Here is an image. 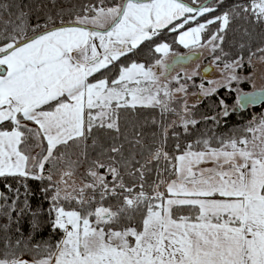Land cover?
Masks as SVG:
<instances>
[{
    "label": "snow or ice",
    "instance_id": "1",
    "mask_svg": "<svg viewBox=\"0 0 264 264\" xmlns=\"http://www.w3.org/2000/svg\"><path fill=\"white\" fill-rule=\"evenodd\" d=\"M256 61L264 0H0V264H264Z\"/></svg>",
    "mask_w": 264,
    "mask_h": 264
},
{
    "label": "trees",
    "instance_id": "2",
    "mask_svg": "<svg viewBox=\"0 0 264 264\" xmlns=\"http://www.w3.org/2000/svg\"><path fill=\"white\" fill-rule=\"evenodd\" d=\"M173 35L174 34H168L164 38L167 39L169 42H171ZM230 39H235L237 41L241 40L240 32L237 31L235 37L234 38L230 37ZM256 39L257 40L259 39L258 35L256 36ZM177 48L179 49L181 47H177ZM146 56H147V49L146 48H142L138 52V55L133 57V58L137 59V60H140V61H143L146 58ZM246 86L247 85H245L244 88L248 89ZM220 94H221V96H223L224 92L221 91ZM226 99H227L228 104L231 105L235 101L236 97L234 95H232V96L226 97ZM201 107L203 108V105ZM261 113H264V105L260 104V105L254 106V107L250 106V107H248L247 109H245L243 111H238V112L232 114L231 116H229L228 119H227V124H222V126L219 129H217V130L220 131V132H224V131H227V130H230V129L242 128L254 116H259ZM174 118L175 117H169V119H174ZM141 119H143V117H141ZM9 182L15 183V181H9ZM30 185L32 187V190L36 193V195L32 199L33 206L36 207V206H39L40 204H43V207L47 208L48 207L47 202L46 201H42L40 199V192H39L40 183L37 182V181H30ZM0 191H6V189L4 188V182L2 180H0ZM20 227H21V231L25 235H27L29 233L30 224H29V221H28L27 217L24 219V221L22 222ZM57 238L58 237L51 232L50 228L47 225H45L42 228L41 232L36 236V240H41V239H43V240H48V239L55 240Z\"/></svg>",
    "mask_w": 264,
    "mask_h": 264
},
{
    "label": "rangeland",
    "instance_id": "3",
    "mask_svg": "<svg viewBox=\"0 0 264 264\" xmlns=\"http://www.w3.org/2000/svg\"><path fill=\"white\" fill-rule=\"evenodd\" d=\"M176 51H178L180 54H185L187 53V50L184 49V48H176L175 49ZM205 58H202L200 60H197V61H193V62H190L189 64L185 65V68L187 71L191 72L193 69H195L197 67V64H199L200 66V71L201 69L206 65L208 64V54L207 52H205L204 54ZM256 63V76H255V84H256V87L259 88L261 86H264V64L262 63H259L258 61L255 62ZM180 69L178 68L177 71H179ZM251 70L250 69H244L242 70V75H248L249 72ZM219 76V73L218 72H213L211 74V76L209 78H216ZM245 85H247L246 87L248 89H245ZM240 87L244 90V91H250V90H253V87L250 83H243L240 85ZM195 99V98H193ZM175 119V118H174Z\"/></svg>",
    "mask_w": 264,
    "mask_h": 264
},
{
    "label": "water",
    "instance_id": "4",
    "mask_svg": "<svg viewBox=\"0 0 264 264\" xmlns=\"http://www.w3.org/2000/svg\"><path fill=\"white\" fill-rule=\"evenodd\" d=\"M185 54H186V53H185ZM205 66H207V64H206ZM205 66H204V67H205ZM204 67H203V68H204ZM203 68L201 69V74H203ZM210 76H211V74H210ZM250 91H253V90H250ZM250 91H247V92H250ZM257 105H260V104H257ZM257 105H254V106H257ZM254 106H252V107H254ZM249 107H250V106H249Z\"/></svg>",
    "mask_w": 264,
    "mask_h": 264
}]
</instances>
